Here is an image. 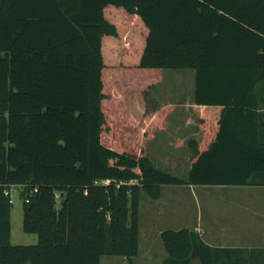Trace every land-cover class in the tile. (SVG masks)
<instances>
[{
    "label": "trees",
    "instance_id": "16d2710c",
    "mask_svg": "<svg viewBox=\"0 0 264 264\" xmlns=\"http://www.w3.org/2000/svg\"><path fill=\"white\" fill-rule=\"evenodd\" d=\"M165 68L195 70L203 139L189 140L186 178L145 154L175 108L151 94ZM117 78L127 101L106 92ZM263 80L264 0H0V264L132 257L143 193L264 185ZM14 184L36 244L11 240ZM161 237L163 264H264V248L213 246L194 229Z\"/></svg>",
    "mask_w": 264,
    "mask_h": 264
},
{
    "label": "rangeland",
    "instance_id": "374dc122",
    "mask_svg": "<svg viewBox=\"0 0 264 264\" xmlns=\"http://www.w3.org/2000/svg\"><path fill=\"white\" fill-rule=\"evenodd\" d=\"M122 28V27H121ZM118 72L125 71L128 65L118 64L113 66ZM193 69L191 68H165L162 79L155 83L151 88L153 99L160 105L165 103H174L176 110L168 118L166 129H157L155 135L149 138L145 143V154L149 156L153 164L163 170L170 171L173 174L186 178L191 165L192 149L189 146V140L195 137V128L199 127L198 123L190 122L181 123L176 127L177 118L183 111L189 112V103L191 100V92L193 90ZM118 82V83H117ZM116 86L110 87V83L106 81V92L109 97L120 98L127 101V95L133 89L128 90L123 81L119 78L115 81ZM138 92L141 90L136 89ZM131 91V92H130ZM130 92V93H129ZM109 98V99H110ZM171 186V187H170ZM170 187V189H169ZM241 188V187H237ZM248 188V187H247ZM177 189L172 196L175 197L177 203H173L174 209L170 213H166L161 220L154 219V224L147 225L148 218L146 208L150 200L158 202L157 198H152L146 193H143L141 199V211L145 216L140 222V246L139 253L132 257L121 255L105 254L101 257V264H163L168 253L163 244L159 229H176L178 228L177 218L179 214L194 217L198 212L203 213L204 220L208 221L213 214L209 213L210 209L217 210L216 216H219L220 222L231 219L224 209L225 205L230 203L231 194H254V190L250 188L243 191H233L234 186L229 185H209L197 187L200 200L194 199L189 189H185L178 184H166L164 195L169 191ZM203 192V193H202ZM13 204L11 212L12 229L11 240L14 244H36L38 242V234L24 230L23 219V202L21 196V188L15 187L12 191ZM264 208V200L259 202ZM179 208L180 212L177 210ZM209 215V218L207 217ZM263 215V214H262ZM152 235V241H146L145 235ZM264 245V244H263ZM152 246V250H150Z\"/></svg>",
    "mask_w": 264,
    "mask_h": 264
},
{
    "label": "crops",
    "instance_id": "0c3cea01",
    "mask_svg": "<svg viewBox=\"0 0 264 264\" xmlns=\"http://www.w3.org/2000/svg\"><path fill=\"white\" fill-rule=\"evenodd\" d=\"M193 90L191 92V100L189 103V112L183 111L177 118L176 127L178 128L179 124L189 123L190 122L198 123L199 119V111L197 109V104L195 103L194 99V92H195V70L193 69ZM256 98L259 103V111L262 114L261 116V130L262 135L264 138V80L261 81L256 90ZM168 103L163 102L161 105H165ZM176 110V107L168 114L165 120V126L161 129L167 128L168 118ZM195 137L198 141H202L203 139V131L200 127L195 128ZM185 189H189L191 194L193 195L194 199L197 201L200 200L198 195L197 187L203 186L199 184H178ZM209 186V185H205ZM224 186V185H223ZM234 186V190L243 191L244 189L250 188L254 190V194L249 193L248 195L242 194H231V201L230 203L225 205L224 209L226 210L227 214L230 215L231 219L228 218L226 221L220 222L219 216H216L217 210L213 208L210 209L212 216L209 220L205 221L203 217V213L198 212L197 215L194 217L185 216V214H179L177 218L178 228H190L198 231L206 242L213 246H224V247H233V248H264V208L261 207L260 201L264 200V185H229ZM171 187V186H170ZM169 187V189H170ZM241 187V188H237ZM248 187V188H247ZM165 185L162 189V194L160 197L157 198L158 202H152L151 200L147 205L146 208V215L148 218L147 225L154 224V219L157 217V220H161L163 216L168 212L174 209L173 203H177L174 199L175 197L172 196L173 192L177 191V189H173L169 191L168 194L164 195ZM203 193V192H202ZM142 199V198H141ZM179 212V208L177 209ZM263 214V215H262ZM144 215L141 211V219ZM166 217V215L164 216ZM164 229H159V234ZM146 241H152V235H145ZM141 249V246H140ZM152 250V246L150 248Z\"/></svg>",
    "mask_w": 264,
    "mask_h": 264
},
{
    "label": "built area",
    "instance_id": "2783aa9c",
    "mask_svg": "<svg viewBox=\"0 0 264 264\" xmlns=\"http://www.w3.org/2000/svg\"><path fill=\"white\" fill-rule=\"evenodd\" d=\"M0 184H1V181H0ZM15 187H20V186H17V185L14 184V185L6 186L5 189H4L5 194L10 196V201L11 202H13L12 191H13V189ZM35 190H37V188Z\"/></svg>",
    "mask_w": 264,
    "mask_h": 264
}]
</instances>
